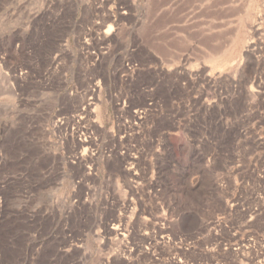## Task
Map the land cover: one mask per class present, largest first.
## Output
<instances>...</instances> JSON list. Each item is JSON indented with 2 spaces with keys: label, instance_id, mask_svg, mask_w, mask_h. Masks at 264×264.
Instances as JSON below:
<instances>
[{
  "label": "rangeland",
  "instance_id": "obj_1",
  "mask_svg": "<svg viewBox=\"0 0 264 264\" xmlns=\"http://www.w3.org/2000/svg\"><path fill=\"white\" fill-rule=\"evenodd\" d=\"M0 264H264V0H0Z\"/></svg>",
  "mask_w": 264,
  "mask_h": 264
},
{
  "label": "bare ground",
  "instance_id": "obj_2",
  "mask_svg": "<svg viewBox=\"0 0 264 264\" xmlns=\"http://www.w3.org/2000/svg\"><path fill=\"white\" fill-rule=\"evenodd\" d=\"M123 234H124V233H123ZM125 236H126V235H125ZM125 236H124V237H125Z\"/></svg>",
  "mask_w": 264,
  "mask_h": 264
}]
</instances>
